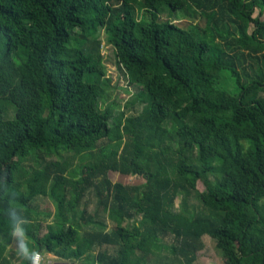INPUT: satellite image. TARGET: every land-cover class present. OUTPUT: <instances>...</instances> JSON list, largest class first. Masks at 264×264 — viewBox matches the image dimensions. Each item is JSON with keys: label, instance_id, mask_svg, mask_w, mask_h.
<instances>
[{"label": "trees", "instance_id": "16d2710c", "mask_svg": "<svg viewBox=\"0 0 264 264\" xmlns=\"http://www.w3.org/2000/svg\"><path fill=\"white\" fill-rule=\"evenodd\" d=\"M256 7L263 15L264 0H0V264H11L18 228L35 252L86 264H195L206 235L225 264H264ZM177 13L192 21L178 24ZM101 30L142 90L137 115L106 104ZM63 152L79 158L75 175L74 157L46 161ZM109 171L144 182H113ZM42 196L56 228L43 226Z\"/></svg>", "mask_w": 264, "mask_h": 264}, {"label": "rangeland", "instance_id": "374dc122", "mask_svg": "<svg viewBox=\"0 0 264 264\" xmlns=\"http://www.w3.org/2000/svg\"><path fill=\"white\" fill-rule=\"evenodd\" d=\"M260 13L261 8L256 7L254 16H257L260 18V20L264 21V14L261 15ZM172 19H174L175 22L182 26H186L189 22L192 21V18L181 13H177ZM198 21L201 20L199 19ZM99 36L103 44L102 55L104 57L105 66L104 80H108V85H104L105 95L107 97L106 104L112 106L114 115H118L122 112L125 113L126 116L137 115L146 106V102L143 101L144 99H142L140 96V92L142 90L138 86L129 84V79L126 71L122 66L118 64L114 49L111 46L106 45L105 43L106 37L103 30L99 32ZM259 97L264 99V92H261L259 94ZM11 114L12 111L9 108L8 116H12ZM110 122L112 123L113 121L111 120ZM72 157H74L73 152H63L57 156L47 157L46 161L61 162L66 161ZM72 163L73 165L67 173L69 175H75L79 170V158L74 157ZM24 167H26V169L28 170H32L33 168H35V164L31 160L27 159L24 163ZM108 177L113 182L121 181L126 184H140L144 182V179L140 175H123L116 171H109ZM197 187L199 190H204L205 185L202 181H198ZM181 199L182 197L179 196L175 200L174 209L176 211L180 210ZM83 202L84 204L86 203V207L89 212L94 211L96 207V198L93 192H88L85 195ZM190 204L193 209H197L199 211L204 210L197 198H192L190 200ZM34 205L37 208L38 212H40V219L42 220L43 226L45 228H47L48 226L56 228V219L54 217L55 205L53 200L48 196L38 197L35 200ZM46 213H48L49 215L46 216ZM45 228L42 229L43 232L47 230ZM172 240L173 239L171 237L165 238L164 241L166 244V248L163 251L168 252V247L171 246ZM203 243L204 248L198 252L195 264H225V260L221 252L217 249L216 241L214 239L206 235L203 237ZM34 248L35 243L33 242V240L23 232L22 228H18L13 233V240L9 245L8 252L9 256L12 259V262H14L15 260L18 262V260H23V258L25 260V258H28L33 252H35ZM102 248L107 250L109 253H114L115 249L113 246L106 245H103ZM49 253L50 252H45V262H51V260H63L54 253ZM66 261H74L77 264H86L82 258L78 260L69 259Z\"/></svg>", "mask_w": 264, "mask_h": 264}, {"label": "crops", "instance_id": "0c3cea01", "mask_svg": "<svg viewBox=\"0 0 264 264\" xmlns=\"http://www.w3.org/2000/svg\"><path fill=\"white\" fill-rule=\"evenodd\" d=\"M42 254L44 256L43 257V264H60L61 262H63V263H69V264H77L74 261H66L65 259H63V260H51V262H45L46 255H45V253H42ZM7 255L11 259V257L9 256V252H7ZM28 259L29 258H25V260H24V258H23V260H18V262L16 260L14 262H12V259H11V264H25V262L28 261Z\"/></svg>", "mask_w": 264, "mask_h": 264}, {"label": "clouds", "instance_id": "9594fccd", "mask_svg": "<svg viewBox=\"0 0 264 264\" xmlns=\"http://www.w3.org/2000/svg\"><path fill=\"white\" fill-rule=\"evenodd\" d=\"M38 254L33 252L28 258L31 260V264H39V261L37 259Z\"/></svg>", "mask_w": 264, "mask_h": 264}, {"label": "built area", "instance_id": "2783aa9c", "mask_svg": "<svg viewBox=\"0 0 264 264\" xmlns=\"http://www.w3.org/2000/svg\"><path fill=\"white\" fill-rule=\"evenodd\" d=\"M35 253L38 254L37 259L39 261V264H43V257H44L43 254L41 252H35Z\"/></svg>", "mask_w": 264, "mask_h": 264}, {"label": "water", "instance_id": "95a60500", "mask_svg": "<svg viewBox=\"0 0 264 264\" xmlns=\"http://www.w3.org/2000/svg\"><path fill=\"white\" fill-rule=\"evenodd\" d=\"M60 264H69V263H63V262H61Z\"/></svg>", "mask_w": 264, "mask_h": 264}]
</instances>
